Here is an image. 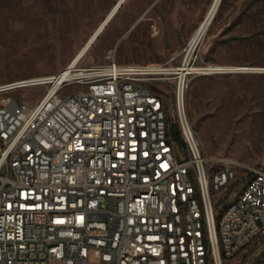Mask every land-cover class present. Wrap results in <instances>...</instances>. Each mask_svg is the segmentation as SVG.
<instances>
[{
  "label": "built area",
  "instance_id": "obj_1",
  "mask_svg": "<svg viewBox=\"0 0 264 264\" xmlns=\"http://www.w3.org/2000/svg\"><path fill=\"white\" fill-rule=\"evenodd\" d=\"M223 73L111 52L1 86L0 264H226L249 247L264 234V171L215 211L239 167L214 169L187 113L189 78ZM32 89L37 103L12 98Z\"/></svg>",
  "mask_w": 264,
  "mask_h": 264
},
{
  "label": "rangeland",
  "instance_id": "obj_2",
  "mask_svg": "<svg viewBox=\"0 0 264 264\" xmlns=\"http://www.w3.org/2000/svg\"><path fill=\"white\" fill-rule=\"evenodd\" d=\"M118 1L0 0V87L63 71ZM212 3L126 0L78 68L103 65L111 52L122 65H177ZM194 59L198 68H246L188 82V118L204 154L215 170L226 160L239 167L217 211L235 201L250 171H264V0H223ZM159 88L171 111V89ZM44 93L12 98L37 103ZM172 133L183 147L175 125ZM226 264H264V234Z\"/></svg>",
  "mask_w": 264,
  "mask_h": 264
},
{
  "label": "bare ground",
  "instance_id": "obj_3",
  "mask_svg": "<svg viewBox=\"0 0 264 264\" xmlns=\"http://www.w3.org/2000/svg\"><path fill=\"white\" fill-rule=\"evenodd\" d=\"M125 1L126 0H119L118 1L116 6L113 8V10L107 16V18L103 21V23L99 26V28L96 30V32L92 35V37L86 43L84 48L75 56L73 61H71L70 64L62 71V72H65L66 76L70 73V70L72 68L78 67V65L83 61V59L86 57L88 52L91 50L93 45L96 43V41L98 40L100 35L103 33L104 29L106 28V26H105L104 29L102 30L103 26L107 23L108 20L111 21L114 18V16L119 11V9H117L118 5L122 2L124 3ZM222 1L223 0H213V3L211 5L208 13L206 14L203 21L200 23L199 27L197 28V30L195 31V33L191 37L189 44H188V46L184 52L185 57L183 59V63H184L185 68L190 66L192 64V62L194 61V57L196 55V52H197L200 44L202 43L203 39L205 38L206 34L208 33L216 15H217V12L221 6ZM108 24H109V22H108ZM68 67L70 68V70H68ZM209 67L211 70H214L215 72L223 71V70L233 71V70H237V69L238 70L246 69V68H236V67H217V66H209Z\"/></svg>",
  "mask_w": 264,
  "mask_h": 264
},
{
  "label": "water",
  "instance_id": "obj_4",
  "mask_svg": "<svg viewBox=\"0 0 264 264\" xmlns=\"http://www.w3.org/2000/svg\"><path fill=\"white\" fill-rule=\"evenodd\" d=\"M122 4H123V2L122 3H120L119 5H118V8L117 9H120L121 8V6H122ZM109 22V20L107 21V23ZM107 23L103 26V28H102V30L104 29V27L107 25ZM239 71H241V70H233V71H229V73H232V72H239Z\"/></svg>",
  "mask_w": 264,
  "mask_h": 264
}]
</instances>
